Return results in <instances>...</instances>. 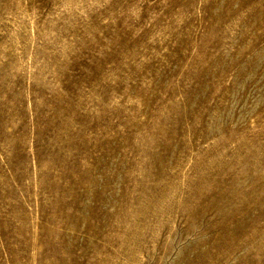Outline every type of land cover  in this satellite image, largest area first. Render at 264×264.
I'll return each instance as SVG.
<instances>
[{"label":"rangeland","instance_id":"obj_1","mask_svg":"<svg viewBox=\"0 0 264 264\" xmlns=\"http://www.w3.org/2000/svg\"><path fill=\"white\" fill-rule=\"evenodd\" d=\"M0 264H264V0H0Z\"/></svg>","mask_w":264,"mask_h":264}]
</instances>
